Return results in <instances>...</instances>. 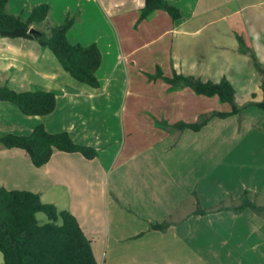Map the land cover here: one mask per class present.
Wrapping results in <instances>:
<instances>
[{"label": "crops", "instance_id": "1", "mask_svg": "<svg viewBox=\"0 0 264 264\" xmlns=\"http://www.w3.org/2000/svg\"><path fill=\"white\" fill-rule=\"evenodd\" d=\"M166 1L179 9L180 19L157 10L138 23L143 0H8L7 13L22 19L34 6L49 5L46 20L32 27L46 34L72 17L69 42L95 44L102 61L99 88H82L35 40L0 37L1 83L17 92L57 94L54 111L44 117H27L0 102V136H26L43 125L50 134L65 132L74 143L97 150L93 160L54 152L36 168L22 150L0 145V188L38 194L42 203L70 212L98 264H264V217L249 208L232 211L244 192L264 207L259 136L252 138L256 149L219 141L218 121L233 115L213 117L197 132L166 130L163 124L197 122L186 118L199 117L200 96L188 88L170 91L163 80L144 76L159 68L166 78L173 72L213 82L225 77L238 107L260 102V77L237 38L264 68V0ZM89 24L96 32L86 33ZM124 69L127 75L139 71V85L124 78ZM249 112L253 119L264 116L254 107ZM233 132L226 129V135ZM234 161L248 169L236 183ZM197 208L204 213L194 214ZM160 224L167 227L152 229Z\"/></svg>", "mask_w": 264, "mask_h": 264}, {"label": "trees", "instance_id": "2", "mask_svg": "<svg viewBox=\"0 0 264 264\" xmlns=\"http://www.w3.org/2000/svg\"><path fill=\"white\" fill-rule=\"evenodd\" d=\"M7 3L8 0H0V37L35 40L41 48L51 52L62 70L75 82L92 89L99 88L96 72L101 65V53L95 44L83 46L69 42L67 33L74 23L72 17L66 16L63 23L48 27V34L40 30L38 34L30 33V28L46 20L50 6H34L28 17L22 19L7 13ZM157 10L167 13L172 21L180 19L179 9L166 0H143L137 22L145 20ZM237 41L240 53L248 57L250 65L260 77L261 101H251L238 107L235 104V89L225 77L213 82L173 72L166 78L157 68L154 75H148L149 79L163 80L169 85L170 91L188 88L198 96L216 97L220 103L230 107L228 113L213 112L195 123L163 124L166 130L189 129L197 132L211 117L226 118L240 114L249 107L264 110V68L246 42L241 37ZM56 95L55 92L41 89L17 92L0 81V102L14 105L27 117L51 114L55 109ZM0 145L4 149L22 150L36 168L45 165L54 152L78 154L85 160H93L97 156L96 149L74 143L65 132L50 134L43 125L36 126L26 136L11 133L0 136ZM247 195V192L242 194L239 206L232 208V211L240 212L249 208L264 217V207L254 204ZM203 213L199 208L194 212L197 215ZM38 214L45 216L44 223L39 222ZM166 227L167 224H160L152 226V229L164 230ZM0 254L2 264H98L91 241L70 212L42 203L38 194L5 188H0Z\"/></svg>", "mask_w": 264, "mask_h": 264}, {"label": "rangeland", "instance_id": "3", "mask_svg": "<svg viewBox=\"0 0 264 264\" xmlns=\"http://www.w3.org/2000/svg\"><path fill=\"white\" fill-rule=\"evenodd\" d=\"M54 5L58 6L59 4H58V2H54ZM77 14L79 15V12H77V13L74 12L73 15H77ZM50 21L51 22L55 21L54 18L52 17V14H51ZM92 21H94V20H92ZM101 24H103V23H101ZM89 26H90L89 30H88V32H86L87 34L92 33L94 31V29H96V26L94 24H89ZM42 28H44L43 25H42ZM44 31H47V29H45ZM94 32H96V30ZM146 51H147V48L145 50H143V51H140V52L144 53ZM139 60H140V58H138V61ZM127 63H128V61H127ZM126 65H124V66H126ZM127 66L132 68V65H130V64H128ZM136 72L138 73L139 71L137 69H135V71H134V69H131L129 71L128 75H127V73L125 72V69H124V78L129 77V80L131 81V83L137 84L138 81L136 79V75H137ZM144 76L147 79H149L148 74L144 73ZM68 79H70L71 82H73V84H75L77 86H81L82 88H90V87H88L86 85H82V84H79V83L75 82L70 77H68ZM139 83H138V85H139ZM94 90H96V89H94ZM188 90L190 92H192L190 89H188ZM192 94H193V92H192ZM197 98H198V100H201L200 108H199V112H200L199 117L198 118H196V117L195 118L188 117V118H186L187 121H197L198 122V121L201 120V118H203V117H205L207 115H210L212 112H214V111H212L214 109L219 110V111H224V110H227V109H228V111L230 110V107H228L226 105H222L217 100L216 97H214V99L203 98L201 96L197 97ZM213 100H215V102ZM202 102H204L206 104L204 105V103H202ZM250 108L251 107L243 109L240 114L233 115V116H236V117L233 118V120L229 119V120H226V121H218V129L215 128V131L217 130V133H218L217 137H218L219 141H224L225 140V142H224L225 144L232 143V145H235L236 143H238V144L242 143V144L249 145L250 146L249 149H256L255 147L251 146L252 138H256V136H259V139L257 140V143H259V145H261V146H264V135L262 133V127L264 126V116L260 115L259 118L253 119L252 116H251V112H249ZM210 109H211L212 112L208 113V110H210ZM245 111H246V113H245ZM143 117L144 116L142 115V118ZM211 118H213V117H211ZM211 118H209L208 121ZM113 120H115V119H113ZM182 121H185V119L182 120ZM112 123L116 127V120L113 121ZM222 125H224V127H221ZM227 128H232V130L234 131L233 134H231V135L227 134L226 135V129ZM229 131H231V130H229ZM217 145L221 146V143L217 142ZM223 146H225V145H223ZM236 152H238V151L235 150L234 153H236ZM233 163L234 164H231V169H232V172L234 173V178H235L234 182L236 183V182H238V181L243 179L242 176H241L242 172H247L248 169L243 168V167H239L240 165L243 164L242 162L235 163V161H234ZM259 167H260L261 170L264 171V165L263 166H259ZM247 198H249V196H247ZM240 200H241V198H240ZM249 200L251 201L250 198H249ZM254 201L256 203H258V199L254 200ZM259 203L264 205L263 201H259ZM37 218H38L40 223H44L45 220H46V218H45V216L43 214H38Z\"/></svg>", "mask_w": 264, "mask_h": 264}, {"label": "water", "instance_id": "4", "mask_svg": "<svg viewBox=\"0 0 264 264\" xmlns=\"http://www.w3.org/2000/svg\"><path fill=\"white\" fill-rule=\"evenodd\" d=\"M30 33H35V34H38V31L34 28H30L29 30Z\"/></svg>", "mask_w": 264, "mask_h": 264}]
</instances>
